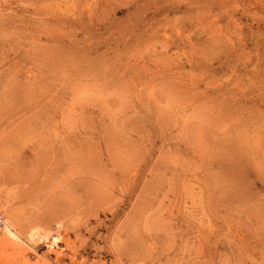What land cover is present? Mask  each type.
<instances>
[{"label":"rangeland","instance_id":"obj_1","mask_svg":"<svg viewBox=\"0 0 264 264\" xmlns=\"http://www.w3.org/2000/svg\"><path fill=\"white\" fill-rule=\"evenodd\" d=\"M0 264H264V0H0Z\"/></svg>","mask_w":264,"mask_h":264},{"label":"built area","instance_id":"obj_2","mask_svg":"<svg viewBox=\"0 0 264 264\" xmlns=\"http://www.w3.org/2000/svg\"><path fill=\"white\" fill-rule=\"evenodd\" d=\"M6 219L3 215V213L0 211V231L4 230L5 226H6Z\"/></svg>","mask_w":264,"mask_h":264},{"label":"bare ground","instance_id":"obj_3","mask_svg":"<svg viewBox=\"0 0 264 264\" xmlns=\"http://www.w3.org/2000/svg\"><path fill=\"white\" fill-rule=\"evenodd\" d=\"M8 225H7V223H6V226H5V228H4V230L6 229V232L7 233H9V234H11V236L13 235V233H12V229H11V227H7ZM14 236V235H13ZM15 237V236H14Z\"/></svg>","mask_w":264,"mask_h":264}]
</instances>
